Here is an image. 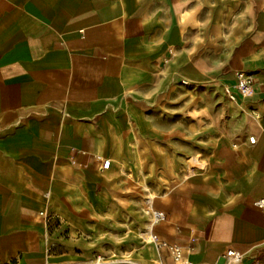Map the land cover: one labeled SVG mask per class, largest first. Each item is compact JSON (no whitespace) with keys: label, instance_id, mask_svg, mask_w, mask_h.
Masks as SVG:
<instances>
[{"label":"crops","instance_id":"obj_1","mask_svg":"<svg viewBox=\"0 0 264 264\" xmlns=\"http://www.w3.org/2000/svg\"><path fill=\"white\" fill-rule=\"evenodd\" d=\"M238 71L254 94L209 113ZM141 165L156 224L126 188ZM174 244L264 264V0H0V264H173Z\"/></svg>","mask_w":264,"mask_h":264},{"label":"built area","instance_id":"obj_2","mask_svg":"<svg viewBox=\"0 0 264 264\" xmlns=\"http://www.w3.org/2000/svg\"><path fill=\"white\" fill-rule=\"evenodd\" d=\"M231 100L237 101L239 98H250L255 92V80L252 75L245 71H238L236 73V82L232 86H228L225 89ZM257 115V114H256ZM254 136L250 137V141H254ZM110 166L109 159H103L102 168H108ZM259 204H263V201H259ZM152 224H156L166 218V213L162 210L153 209L151 212ZM152 239L157 240L156 235L152 234ZM171 250L174 252L175 260L177 262H184L182 249L180 245L174 244L171 246ZM223 264H245L243 263V255L241 252L230 248L223 255ZM205 264V263H204ZM250 264H263L262 261H254Z\"/></svg>","mask_w":264,"mask_h":264},{"label":"rangeland","instance_id":"obj_3","mask_svg":"<svg viewBox=\"0 0 264 264\" xmlns=\"http://www.w3.org/2000/svg\"><path fill=\"white\" fill-rule=\"evenodd\" d=\"M228 101H231L228 94L225 92H219L217 97L213 101L208 102V110L209 113H217L218 110L224 109L227 112L228 107ZM192 161H189L191 163ZM195 165V169L197 170L200 166L198 162L191 163L190 165ZM139 173H133L132 167H130L129 173L126 176V188L128 190H142L146 193L145 197V205H144V211L146 215L149 218V222L152 223V209L149 208L148 199L151 195H153V192L151 191L150 187V179H153L154 176H156L157 172L154 170L153 167H147V166H139ZM186 173L189 170V167L186 166L185 169H183ZM152 192V193H151ZM148 242L154 243L155 241L149 236ZM178 263L175 261L173 264Z\"/></svg>","mask_w":264,"mask_h":264},{"label":"bare ground","instance_id":"obj_4","mask_svg":"<svg viewBox=\"0 0 264 264\" xmlns=\"http://www.w3.org/2000/svg\"><path fill=\"white\" fill-rule=\"evenodd\" d=\"M149 208L153 210V208L151 206H149ZM176 264H192V263H190L188 261H184V262H178Z\"/></svg>","mask_w":264,"mask_h":264}]
</instances>
